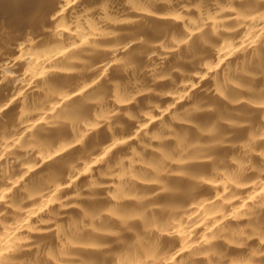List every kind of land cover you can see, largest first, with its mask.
Listing matches in <instances>:
<instances>
[{"label": "bare ground", "instance_id": "obj_1", "mask_svg": "<svg viewBox=\"0 0 264 264\" xmlns=\"http://www.w3.org/2000/svg\"><path fill=\"white\" fill-rule=\"evenodd\" d=\"M150 2L156 0H127V7L123 0H61L60 6L58 0H39V6L22 0H0V19L7 22V29L0 31V48L7 55L0 61V79L19 76L21 81L14 90L10 83L0 85V101L16 97L0 118V260L21 243L27 245L28 252L23 255L35 257L37 251L31 242L37 240L48 245L44 252L51 264H62L52 250L53 244L64 248L67 240L71 247L82 246L83 242L73 240L69 232L85 225L107 198L123 206L122 211L111 206L104 208L114 220L126 225L139 221L129 230L136 234V243L146 257L154 259L159 252L162 264H184L187 253L192 264H203L196 250L216 235L234 230V222L244 219L248 203L264 195V147H254L264 139V131L257 135L252 127L253 124L259 127L258 113H253L250 121L229 119L227 115L233 111L230 105L236 102L242 107L247 105L249 97L240 94L238 89L252 87L260 80L257 73H249L245 67L251 60L246 49L257 47L264 39V31H261L264 24L233 23L239 19L236 5L245 7L252 0H234V3L233 0H170L174 6L159 11L148 7ZM54 11L55 25L50 18ZM152 15L160 20L152 22L155 28L139 22L142 17ZM53 25L54 32L66 34V38L61 35L63 42L44 46L51 40L43 29ZM115 25H120L118 28L125 39L130 30L149 38V46L138 49L131 64L124 63V72L113 66L124 61L113 51L118 48L111 41L116 31L111 26ZM181 31L189 35L216 34L215 40L204 38L207 46L193 40L194 48L207 57L202 66L177 60L166 34L171 33L168 39L179 47L180 40L174 33ZM28 35L42 37L37 47L29 40L17 48ZM89 47L99 52L93 56L91 72L82 74L77 65L85 63V56L90 54L81 55L80 50ZM256 55L259 57L260 52ZM175 65L183 67L187 78L174 73L172 80L164 78L157 85V89L165 93L162 100L151 97L159 105L158 113L146 112L145 118L136 123L119 118L127 134L114 135L109 143H106L109 135L104 128L92 133L101 122L111 121L112 104L118 106L117 110L132 108L129 116L135 111L134 100L143 107L147 97L130 95L127 91L130 84H150L153 74L158 72L160 78L166 77ZM129 67L134 71L128 72ZM13 68L16 70H11ZM249 75L252 84L242 83ZM49 76L58 83L68 84L71 90L56 91L49 83ZM99 81L107 94H111L110 104L94 91ZM139 91L144 93L148 89L141 87ZM190 99L201 101L205 109L195 114L194 120L182 114ZM169 113L172 122L167 123V132H164V125L159 121L166 120ZM216 120L230 126L232 139L219 138L223 128L217 130ZM201 125L209 126L202 128ZM48 128L51 129L45 132ZM201 131L215 138L201 139L198 136ZM141 132L151 140H142ZM87 137L90 147L105 144L93 160L84 162L76 177L61 183L56 173H48L44 183L51 185L50 190L35 178L25 181L33 173L55 167L54 162L48 163L53 156L69 153L67 155L74 158L79 149L72 152L71 149ZM49 139L57 144L53 145ZM185 144L199 161L193 167L199 174L197 179L201 186L174 179L172 182L183 186L187 194L162 195L159 199L185 203L165 208L152 196L153 186L161 182L157 177L165 174V169L153 160L163 153L166 159L180 163V157L170 155L166 149L183 148ZM208 145L212 154L206 156L204 148ZM109 156L108 171L97 180L99 161ZM113 167L117 170L112 171ZM150 169L156 175L151 174ZM73 183L92 186L99 183L104 190L90 197L78 196ZM145 200L149 201L147 210L136 206L137 202ZM87 226L95 227L90 223ZM116 231L115 226L104 230L106 234ZM141 231L157 233L149 248L143 246L145 238L139 235ZM132 238L133 234H126V239ZM223 246L218 242V247ZM243 246L233 242L230 254H244ZM87 255L98 254L89 251ZM140 259L137 256V261ZM116 264H132V259L125 253L122 262L117 252Z\"/></svg>", "mask_w": 264, "mask_h": 264}, {"label": "clouds", "instance_id": "obj_2", "mask_svg": "<svg viewBox=\"0 0 264 264\" xmlns=\"http://www.w3.org/2000/svg\"><path fill=\"white\" fill-rule=\"evenodd\" d=\"M22 2L39 6V0H22ZM123 3L127 7V0H123ZM58 5H61V0H58ZM173 6L174 5L170 3V0H156V2H150L148 4V7H153L158 11ZM236 9L239 19L233 20V23L264 24V0H252V3L245 7L236 5ZM50 18L52 21H54L55 25L57 19L56 11L51 14ZM141 21L148 27L155 28L156 26L152 22L160 20L155 17V15H152L148 17H142L139 22ZM54 25L52 27L43 29L44 32L50 34L51 40L50 43H46L44 46H48L57 42H63L61 40V35L66 38V34H57L54 32ZM118 26L120 25L111 26L116 29L111 37V41L118 45V48L114 49L113 51L122 56L124 61L121 64H115L113 66H116L119 70L124 72V63L131 64L132 57L136 51L149 46V38H147L145 35H137L135 31L130 30L127 32V38L125 39L124 34H122ZM6 29L7 22L3 19H0V31H4ZM261 31H264V29H261ZM174 34L176 35L177 39L180 40L179 47H177L174 42L168 39V36H170L171 33L166 34V40L175 49L174 53L177 55V60H183L189 64L196 62L201 66L207 57L194 48V38L198 40L201 46H207L204 43V38H207L208 40L217 39V36L214 33L208 34L198 32L196 34L189 35L187 32L181 31L175 32ZM41 39L42 37L39 35L35 36V38L33 35H28L23 41L18 43L16 47L18 48L20 44L26 43L29 40L32 41L34 46H36L37 42ZM257 51L260 52L259 57L256 55ZM98 52L99 50L91 47L80 50L81 55H84L85 53L90 54L85 56V63L77 65L82 74L91 72V63H94L93 56L98 54ZM246 53L248 57H251V60L245 65V67L249 73H257L260 76V80L256 81L252 87L238 89L240 94L249 97L247 105L246 107H242L239 102H236L235 104L230 105L233 108V111L227 115L229 119L250 121L252 114L258 113L259 127H257L255 124L252 125L253 130L258 135L261 131H264V87L261 86L264 85V39H261L258 42L257 47H250L249 49H246ZM108 56L110 58L111 53H109ZM6 57L7 55H5L4 50L0 48V61H3L6 59ZM11 70L15 71L16 69L13 68ZM132 71H134V69L129 67L128 72ZM174 73L185 75V78H187L186 74L183 72V67L175 65L172 66L166 77L160 78L158 72L153 74L151 76L150 84H130L127 89L130 95L134 93L136 96L143 95L147 97V99H145L143 102V107L137 104L134 100L133 105H135V111L133 112L132 116H129L128 111H132V108H129L128 111H124L123 109L117 110L118 106L112 104L111 107L113 111L111 121L107 123L101 122L100 126L95 128L92 133H98L101 128H104L109 135L108 142L106 143H109L111 142L114 135L127 134L126 126L119 118L123 117L128 122L136 123L137 120H142L145 118L146 112L158 113L159 105L155 100L151 99V97H158L160 100L165 98L164 91L158 90L157 85L160 84L164 78L172 80ZM50 76L48 77L49 83L56 91H60L65 88L71 90L68 84L58 83L55 80L50 79ZM20 82L19 76L10 77L7 80L0 79V85L10 83L12 90L18 87ZM242 83L252 84V77L250 75L247 76L242 80ZM141 87L147 88L148 91L141 93L139 91ZM94 91L106 98V104L111 103V94H107L105 88L101 84V81L96 83V89H94ZM204 94L209 93L205 92ZM52 98L55 99V95H53ZM15 99L16 97L13 95L12 99L7 100L6 102L0 101V103H2V106H0V118L4 116L5 110H7L13 104ZM204 110L205 109L201 101L190 99L188 101V108L182 109V114L185 115L186 119L194 120L195 114H199ZM171 122V113L168 114L166 120L159 121L161 125H164V132H167V123ZM215 125L217 130L223 128V133L219 136L220 139H232V129L227 123H221L220 120H216ZM208 126L209 125H201L202 128H207ZM49 129L51 128L46 129L45 132ZM198 136L199 138L205 140L215 138L214 136L206 135L202 131L198 132ZM87 139L88 137L83 141L77 142V144L71 149V152L73 149H79V152L74 158H71L69 155H67L69 153L53 156L48 161V163L54 162L56 165L55 167H51L43 172L33 173L32 175L27 176L25 181H31L33 178H35L42 187L50 190L51 185L44 183L48 173H56L61 183H63L64 179L76 177L78 169L83 166L84 162L93 160L96 155L103 150V145L105 144L96 143L90 147L86 143ZM141 139H148L149 141L151 140L150 137H145L143 132H141ZM62 140L64 139H61L60 141ZM51 143L53 145L57 144L53 143L52 141ZM257 146L264 147V139L260 140L257 145H254V147ZM210 147L211 145L205 146L204 155L207 156L212 154L209 151ZM166 151L172 156L180 157V163H173L169 159H166L163 153L158 155L153 160V163L165 169V174L157 177L161 182L155 184L151 190L152 196L156 198L165 208H167L169 205L185 203L177 200L162 201L159 199L162 195L177 197L187 194L188 190H186L180 184L172 182L174 179H184L191 182L195 187L201 186L197 179L199 174L194 170L193 167L195 164L199 163V161L193 158V150L189 148L188 144H185L183 148L174 146L172 148L166 149ZM110 162V156L99 161V175L97 176V180H99L100 176L108 171V165ZM173 168H180L182 171L174 172L172 171ZM116 170L117 169L115 167L112 168V171ZM150 172L151 174L156 175L154 170L150 169ZM40 173H44V175H40ZM21 187H23V184ZM72 188L76 191L78 196L86 194L89 197L96 195L98 190H104L102 185L99 183L94 186L90 184L77 185L73 183ZM192 190H194V188ZM9 198L11 199V195ZM83 201L84 200L82 199V202ZM148 203L149 201L147 200L140 201L137 202L136 206L145 207L147 210ZM109 206L120 211L123 210V206L120 203L108 200L106 198V203L94 210L92 217L86 222L85 225H81L74 231L69 232V235L73 240L83 242L82 246L71 247L67 240H65L64 248H60L59 245L53 244L52 250L57 258L62 261V264H116L117 252L121 254L122 262L124 254L127 253L132 259V264H156V262L162 264V261H159V252L156 253V257L154 259L145 256L140 244L136 243V234L129 230L134 228L136 223H139V221H131L126 225L119 220H114L112 215L104 211V208ZM89 223L95 225V227H88L87 225ZM240 225H243V227L241 228ZM113 226H115L117 230L115 234H106L104 232L105 229ZM217 231L218 233L220 232V230ZM128 233L133 234V238L131 240L126 239V234ZM139 235L145 238L143 241L144 248H149L150 243L157 238V233H147L141 231L139 232ZM253 241H255V243H252ZM218 242H222L224 246L222 248L218 247ZM233 242L242 243L244 246L241 248H245L246 252L238 256L230 254L229 249L232 247ZM31 245L32 248L36 249L37 251V255L35 257L33 255H23V253L28 251L25 250L27 245L21 243L16 245L14 252L4 255L3 259L0 260V264H51V260L46 258L44 252V249L48 246L47 244L33 240ZM89 251H93L98 255L89 256L87 255ZM160 251H163V248H161ZM196 251L200 261H203V264H234V261H240V264H264V195H260L256 197L255 200H252L248 203L247 207L244 209V219L234 222V230L225 231L219 235H216L211 241L203 243L200 249ZM65 253H71V255H65ZM137 256L141 258L139 261H137ZM186 257H188V259L184 262V264H192V259L189 254L186 253Z\"/></svg>", "mask_w": 264, "mask_h": 264}]
</instances>
